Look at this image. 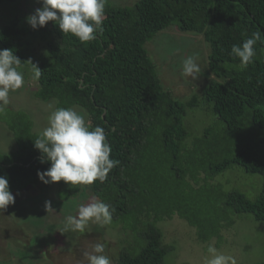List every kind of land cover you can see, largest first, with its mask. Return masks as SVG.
<instances>
[{"label": "trees", "instance_id": "trees-1", "mask_svg": "<svg viewBox=\"0 0 264 264\" xmlns=\"http://www.w3.org/2000/svg\"><path fill=\"white\" fill-rule=\"evenodd\" d=\"M29 15L15 14L3 25L0 50L11 49L20 59L24 79L33 78L31 63L42 71L35 79L37 99L57 100V109L80 106L90 130L104 129L110 158L118 161L107 179L48 185L75 197L86 189L110 205L112 229L135 234L115 264H167L175 247L165 242L158 223L175 216L196 228L204 244L218 239L220 245L222 231L235 224L233 215L250 214L264 222V190L252 201L211 183L233 167L264 180V43L257 42L246 68L230 55L232 46L242 45L252 33L259 30L264 38V0H136L126 5L106 0L103 31L86 43L63 34L54 22L34 30L26 21ZM173 27L201 35L209 47L207 69L213 77L187 101L164 86L147 49L157 34ZM38 43L46 51L35 57ZM201 108L215 122L193 138L188 111ZM9 127L17 148L0 152V176L7 177L14 195L43 183L37 172L50 163L40 162L42 154L34 147L40 134L33 132L26 114Z\"/></svg>", "mask_w": 264, "mask_h": 264}, {"label": "rangeland", "instance_id": "rangeland-1", "mask_svg": "<svg viewBox=\"0 0 264 264\" xmlns=\"http://www.w3.org/2000/svg\"><path fill=\"white\" fill-rule=\"evenodd\" d=\"M109 1L115 5H126L136 0ZM40 7L41 0L0 4V29L9 23L11 16L23 12L31 15ZM35 47L32 52L35 57L45 55L44 43ZM147 49L158 66L164 86L181 101L192 98L213 77L207 69L209 47L201 35L182 33L173 27L157 34L147 44ZM193 54H196V63L200 67L196 80L181 74L183 60ZM38 88V82L30 76L24 79L20 89L9 93V104L0 112L1 153H10L17 148L9 127L16 117L26 114L36 134H41L49 126L48 117L57 110V100L44 102L37 99L34 92ZM71 109L83 115L86 125H89L90 119L83 108L74 106ZM186 120L194 138L214 124L215 116L207 108H201L188 111ZM211 183L220 185L224 191L238 190L252 201L264 190V180L260 175L247 174L237 167L216 176ZM58 187L56 184L34 185L24 192L15 193V203L0 210V264H88L84 253L90 252L96 243L105 245L103 254L110 257L111 264H115L122 248L128 245L127 241L135 238V234L130 236L119 227L112 229L108 224L95 221H90L83 232L66 230V217L76 216L80 205L98 200L86 189L75 197L59 193ZM46 202H50L51 209L46 208ZM232 217L235 224L222 231L220 245L218 239L205 244L198 241L196 228L178 216L159 222L165 242L175 247L165 262L204 264L209 255L208 247L212 245L219 253L232 256L236 264H264V222L256 221L250 214Z\"/></svg>", "mask_w": 264, "mask_h": 264}, {"label": "clouds", "instance_id": "clouds-1", "mask_svg": "<svg viewBox=\"0 0 264 264\" xmlns=\"http://www.w3.org/2000/svg\"><path fill=\"white\" fill-rule=\"evenodd\" d=\"M42 7L26 17L27 23L35 30L47 25L49 21L62 31L72 34L81 43L92 41L96 33H102V20L106 0H41ZM264 43L261 32L252 33L242 45H233L230 55L238 58L240 67L246 68L256 55L257 42ZM30 62V61H29ZM31 63V62H30ZM20 59L11 49L0 50V112L9 104V93L20 89L24 84V75L18 71ZM33 79L38 80L42 71L32 64ZM200 67L196 63V54L182 62V76L192 80L198 78ZM46 127L34 141V147L41 154V163H50L46 171H38L37 177L44 184L63 181L69 185H91L96 181L103 183L108 173L118 164L111 159V146L107 142L104 129L96 126L90 130L85 118L71 108H58L48 117ZM15 203V197L9 189L7 177L0 176V210ZM46 208L51 209L50 202ZM90 221L109 224L112 221L110 205L102 201L82 204L76 216L66 217L65 228L83 232ZM105 245L96 243L84 256L88 264H111L104 255ZM208 257L204 264H236L232 256L219 253L209 245Z\"/></svg>", "mask_w": 264, "mask_h": 264}]
</instances>
